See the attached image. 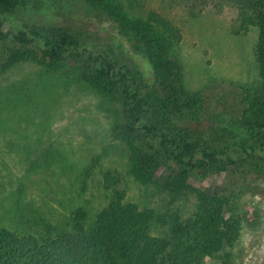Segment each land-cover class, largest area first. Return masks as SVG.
Wrapping results in <instances>:
<instances>
[{"label":"trees","instance_id":"16d2710c","mask_svg":"<svg viewBox=\"0 0 264 264\" xmlns=\"http://www.w3.org/2000/svg\"><path fill=\"white\" fill-rule=\"evenodd\" d=\"M30 1L0 0V14H15ZM175 1L191 5L193 18L208 6L217 12L236 9L240 31H255L254 64L264 90V0ZM87 3L116 28L110 43L67 26L4 31L0 22V41L22 48L2 58L0 77L26 61L48 76L66 73L75 63L81 88L116 107L128 175L144 188L165 191L169 205L164 210L141 206L125 191L108 188L105 205L94 210L79 205L53 225L40 213L26 229L0 227V264H203L218 255L222 264H231L241 223L230 194L222 187L199 190L189 178L193 172L204 179L222 176L238 162H264L263 94H246L237 121L222 124L216 117V124L202 130L203 99L188 89L175 59L177 27L152 11L132 16L122 0ZM189 195L193 210L184 214L174 204Z\"/></svg>","mask_w":264,"mask_h":264},{"label":"rangeland","instance_id":"374dc122","mask_svg":"<svg viewBox=\"0 0 264 264\" xmlns=\"http://www.w3.org/2000/svg\"><path fill=\"white\" fill-rule=\"evenodd\" d=\"M122 2L132 16L143 17L152 11L177 27L180 41L175 59L188 89L203 99L202 130L216 124V117L222 124L240 119L243 99L252 90L264 96L254 64L256 34L240 31L236 9L224 7L217 12L208 6L197 10L193 18L191 5L175 0ZM29 4L15 14H0L2 29L67 26L101 36L108 43L117 35L116 28L87 0H31ZM17 49L22 48L0 41V63ZM135 62L145 71L142 60ZM71 65L66 73L61 70L48 76L26 61L0 77V227L26 229L32 216L40 213L53 225L79 205L92 210L105 205L108 188L125 191L128 200L141 206L164 210L169 205L165 191L144 188L128 175L127 151L116 129V107L84 91L76 81V64ZM263 165L261 160H248L222 176L204 179L193 172L189 178L199 190L222 187L230 194L241 223L240 239L231 248V264H264ZM193 204L189 195L174 207L190 214ZM218 256L203 264H222Z\"/></svg>","mask_w":264,"mask_h":264}]
</instances>
